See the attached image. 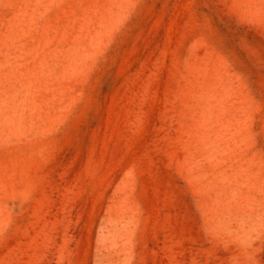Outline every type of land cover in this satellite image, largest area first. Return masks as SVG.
I'll list each match as a JSON object with an SVG mask.
<instances>
[{
	"label": "rangeland",
	"instance_id": "1",
	"mask_svg": "<svg viewBox=\"0 0 264 264\" xmlns=\"http://www.w3.org/2000/svg\"><path fill=\"white\" fill-rule=\"evenodd\" d=\"M0 264H264V0H0Z\"/></svg>",
	"mask_w": 264,
	"mask_h": 264
}]
</instances>
